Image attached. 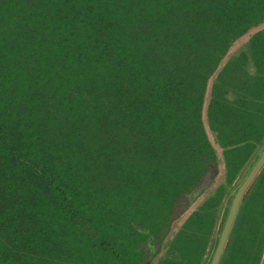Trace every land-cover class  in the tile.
Wrapping results in <instances>:
<instances>
[{"label": "trees", "instance_id": "16d2710c", "mask_svg": "<svg viewBox=\"0 0 264 264\" xmlns=\"http://www.w3.org/2000/svg\"><path fill=\"white\" fill-rule=\"evenodd\" d=\"M263 23L264 0H0V264H128L162 240L153 215L217 162L209 81ZM122 224L145 235L129 253Z\"/></svg>", "mask_w": 264, "mask_h": 264}, {"label": "crops", "instance_id": "0c3cea01", "mask_svg": "<svg viewBox=\"0 0 264 264\" xmlns=\"http://www.w3.org/2000/svg\"><path fill=\"white\" fill-rule=\"evenodd\" d=\"M235 43L212 77L205 103L217 157L206 177L214 190L205 191L203 182L198 202L175 221L168 238L141 243L132 264H211L236 193L264 154V23ZM226 150L247 154L239 170L229 172ZM219 264H264V168L241 202Z\"/></svg>", "mask_w": 264, "mask_h": 264}, {"label": "rangeland", "instance_id": "374dc122", "mask_svg": "<svg viewBox=\"0 0 264 264\" xmlns=\"http://www.w3.org/2000/svg\"><path fill=\"white\" fill-rule=\"evenodd\" d=\"M235 46H236V43L231 47V49H233ZM212 77H211L209 83L211 82ZM246 156H247V154L239 155L237 153H232L231 151L226 150V152H224V161L228 167L229 172L231 173L235 170H239L240 166H241V164L244 161ZM97 173H98V171H97ZM210 179H211V176L209 178L205 177L203 179V182L205 184V188H204L205 191H206L207 187H208V191L214 190V185L211 184L212 182L210 181ZM206 185H209V186H206ZM202 186L203 185L201 184L200 187L193 194H191V195H189L183 199V201L178 206L177 212L173 215L172 218L169 219L166 216L160 217L159 213L153 215V218H152L153 220H150V223L157 230V232H155V233L157 235H159L160 238H162V240H166L168 238V236L170 235V231L172 230V227L175 226V221L178 222L181 219H183L192 210L194 205L198 202L200 195H201ZM221 193H222V188L219 189L218 195H220ZM217 198L218 197H214L212 203L216 204V202H218ZM136 220L142 221L141 217L136 219ZM208 222H209V220L207 219L206 224ZM138 223H140V222L138 221ZM120 228L122 229L125 238H128V239H125V238L121 237L123 241H126L124 243V248L127 247L128 253L132 251V248H131L132 243H138V242L145 239L144 238L145 235L138 236V235H134L132 233L134 236H136L135 239L131 233L128 236L130 230L124 224H122V226H120ZM207 229H208V227H205V230H207ZM141 232L144 234L146 233L144 231H141ZM126 258H127V259H125L126 263L131 264L129 262H131L132 259H129L130 261L128 262V257H126Z\"/></svg>", "mask_w": 264, "mask_h": 264}, {"label": "water", "instance_id": "95a60500", "mask_svg": "<svg viewBox=\"0 0 264 264\" xmlns=\"http://www.w3.org/2000/svg\"><path fill=\"white\" fill-rule=\"evenodd\" d=\"M263 168H264V154L259 159V161L256 163V165L251 170V172L248 174L247 178L242 183V185L240 186V188L238 189V191L236 193V196H235L234 201L232 203L228 218L226 220V223H225L224 229L222 231L218 247L216 249V252H215V255L213 257L211 264H219V261L222 257L223 251L225 249L230 231L232 229V226H233L234 220L236 218V215L238 213L241 202H242L246 192L248 191V189L250 188V186L252 185L254 180L257 178V176L260 174V172L262 171ZM146 234H149V233L147 232ZM149 241L153 242L154 240H153V238H150Z\"/></svg>", "mask_w": 264, "mask_h": 264}]
</instances>
